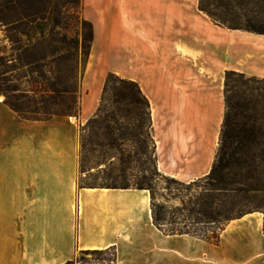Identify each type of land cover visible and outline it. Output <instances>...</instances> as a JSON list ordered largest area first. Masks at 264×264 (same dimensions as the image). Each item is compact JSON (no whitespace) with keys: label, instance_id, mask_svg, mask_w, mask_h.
Returning a JSON list of instances; mask_svg holds the SVG:
<instances>
[{"label":"crops","instance_id":"0c3cea01","mask_svg":"<svg viewBox=\"0 0 264 264\" xmlns=\"http://www.w3.org/2000/svg\"><path fill=\"white\" fill-rule=\"evenodd\" d=\"M199 3L82 0L94 41L76 122L22 119L0 96V264H70L112 247L116 261L87 264H264L262 212L230 221L214 244L159 230L147 190L78 186L80 127L109 73L148 99L160 173L190 183L211 172L226 73L264 77V34L219 26Z\"/></svg>","mask_w":264,"mask_h":264},{"label":"trees","instance_id":"16d2710c","mask_svg":"<svg viewBox=\"0 0 264 264\" xmlns=\"http://www.w3.org/2000/svg\"><path fill=\"white\" fill-rule=\"evenodd\" d=\"M81 3L0 0V25L8 41L0 46V96H5L7 106L20 118L46 122L55 117H79L81 63L87 62L94 41L93 24L78 12L71 15V9ZM199 8L219 26L264 34V0H200ZM225 101L226 114L211 172L190 183L164 175L169 183L167 197L180 199V205H170L168 199L159 202L153 177L146 175L148 162L155 174L162 173L157 167L150 103L137 83L110 73L99 108L81 134L89 129L98 147L116 149L124 173L131 170L132 163L139 170L133 186L106 188L147 190L153 223L164 234L191 235L218 244L230 221L264 213V78L228 71ZM149 137L151 151L146 143ZM126 142H133L136 148L127 151ZM81 149H85L84 142ZM81 157L82 151L83 175ZM82 253L93 255L92 262L117 259L114 247Z\"/></svg>","mask_w":264,"mask_h":264},{"label":"rangeland","instance_id":"374dc122","mask_svg":"<svg viewBox=\"0 0 264 264\" xmlns=\"http://www.w3.org/2000/svg\"><path fill=\"white\" fill-rule=\"evenodd\" d=\"M70 12H71V15H74L75 12L76 13L78 12L80 14L79 17L80 18L83 17L82 16V3L77 9L73 8L71 9ZM79 30L82 33L81 31L82 27H79ZM75 31H76L75 27L72 26L71 32L75 33ZM5 36H6L5 29L0 25V46L8 45V41L5 39ZM88 60L85 63H81V74H80V76L82 75L81 81H80L81 98L83 96L82 78L88 66ZM249 76H252V75H249ZM119 77L124 78L122 76H119ZM255 77H257L258 79L264 78L260 76H255ZM236 80L240 81L239 78H237ZM237 84L238 83H236V85ZM1 97L5 98V96H1ZM69 118H71L74 122H76V119H78L79 117L70 116ZM83 126L80 127V152L82 151L81 159H83V165H84L85 172L83 173V175L79 173L78 186L83 185V186L101 187V188L102 187L106 188L110 186L121 188L126 184H130L131 186H133L136 181L135 178L140 177L138 174L139 170L136 167V164L132 163L130 165L131 170L129 169L124 173L122 171L121 156L119 152L116 149L98 147L97 139L94 137L92 138L91 132L89 129L84 134H81V129ZM81 136H83V138ZM82 142H84L85 144V149L83 150L81 149ZM126 143H127V146H125L124 148L127 151H130V150L133 151V149L136 148L133 142H126ZM146 143H147L148 148L151 151V149L153 148V143L150 137L146 140ZM79 161H80V156H79ZM146 167L148 169V172L146 175L148 177L150 176L153 177L152 184H153L154 189L156 190L157 200L159 202H164L168 199L170 205H180L181 204L180 199H173V196L167 197L166 187L168 186L169 183L165 179V176L162 174L161 175L155 174L154 173L155 171L153 170V167L151 163L149 162L147 163ZM195 189L196 187H194V190ZM185 200L187 201L188 199L185 198ZM94 258L95 257L91 254L80 253L78 254L75 261L70 264H85L84 262L91 263Z\"/></svg>","mask_w":264,"mask_h":264}]
</instances>
